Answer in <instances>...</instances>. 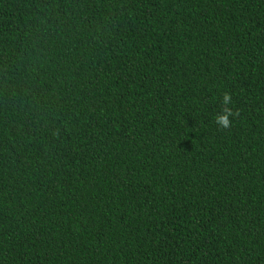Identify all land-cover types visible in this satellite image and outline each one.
I'll return each mask as SVG.
<instances>
[{
  "label": "trees",
  "instance_id": "trees-1",
  "mask_svg": "<svg viewBox=\"0 0 264 264\" xmlns=\"http://www.w3.org/2000/svg\"><path fill=\"white\" fill-rule=\"evenodd\" d=\"M0 264H264V0H0Z\"/></svg>",
  "mask_w": 264,
  "mask_h": 264
},
{
  "label": "clouds",
  "instance_id": "clouds-1",
  "mask_svg": "<svg viewBox=\"0 0 264 264\" xmlns=\"http://www.w3.org/2000/svg\"><path fill=\"white\" fill-rule=\"evenodd\" d=\"M224 100H225V103H227L228 100H229V97L226 95L224 97ZM229 114H231V113L229 112ZM217 123L220 124V125H223V126H227V124H228L227 115L219 116L217 118Z\"/></svg>",
  "mask_w": 264,
  "mask_h": 264
}]
</instances>
